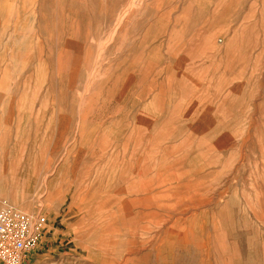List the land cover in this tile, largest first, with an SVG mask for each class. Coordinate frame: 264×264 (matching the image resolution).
<instances>
[{"label":"rangeland","instance_id":"rangeland-1","mask_svg":"<svg viewBox=\"0 0 264 264\" xmlns=\"http://www.w3.org/2000/svg\"><path fill=\"white\" fill-rule=\"evenodd\" d=\"M8 206L25 264H264V0H0Z\"/></svg>","mask_w":264,"mask_h":264},{"label":"built area","instance_id":"built-area-1","mask_svg":"<svg viewBox=\"0 0 264 264\" xmlns=\"http://www.w3.org/2000/svg\"><path fill=\"white\" fill-rule=\"evenodd\" d=\"M46 225L43 216L31 217L12 207L0 211V263L25 264L36 251Z\"/></svg>","mask_w":264,"mask_h":264}]
</instances>
